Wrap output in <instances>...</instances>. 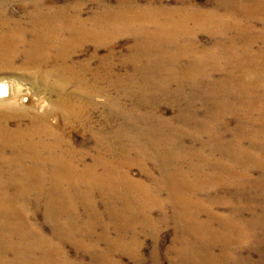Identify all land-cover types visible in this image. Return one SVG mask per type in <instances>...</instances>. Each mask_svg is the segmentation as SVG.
<instances>
[{"label":"bare ground","instance_id":"obj_1","mask_svg":"<svg viewBox=\"0 0 264 264\" xmlns=\"http://www.w3.org/2000/svg\"><path fill=\"white\" fill-rule=\"evenodd\" d=\"M12 1L28 18L13 15L9 1L0 0V72L41 69L52 61L60 72L51 83V69L38 76L28 71L23 73L34 87L47 86L57 95L50 101L32 102L30 93H15L11 82L0 79V106L10 103L18 104L20 109L37 106L40 115L48 114L43 119L31 115L29 123L21 117L13 126L17 114L10 115L0 109V264H79L71 259L69 262L70 257L65 254L66 260H59L66 243L92 252L91 264H122L115 259L121 252L130 253L142 264L144 259L138 258L142 246L134 239L127 240L125 235L135 234L143 224L156 235L165 226L163 222L169 214L182 232L165 252L167 256L174 254L172 264H222L229 257L227 234L223 239L221 228L218 232L212 225L224 226L223 217L214 210L216 206L194 194L198 190L203 192L209 182L219 180L233 181L236 187H233L234 196L227 198L233 201V219L225 228L233 233L234 244L249 240L248 231L252 229L246 221L247 209L240 204L242 200L237 194L261 190L249 178L253 169L264 170V122L252 121H264V77L259 87L249 83L244 91L240 71L250 65V55L252 66L259 61L264 69V0H226L212 10L154 5L136 8L119 3L87 17L83 8L57 0ZM227 4H233V9L226 8ZM233 10L236 15L231 13ZM201 32L209 34V44L201 43ZM121 33L134 37L131 56L151 53V60L145 63L147 69L158 65L159 73L148 74L146 78L151 76L168 85L180 81L185 90L201 89L205 98L215 92H204V84H211L214 75L219 74L213 89L233 88V93L220 94L230 101L223 102L229 104L225 107L241 119L234 129L233 140L224 144L225 131L216 137L206 136L213 127V119L226 115L217 116L221 111L212 109L207 115L215 116L201 120L197 127L207 139L191 137L192 145L182 142L189 152L183 151L163 136L159 139L156 128H150L154 133L148 136L147 127L134 125L129 115L136 111L124 115L119 102L128 98H123L121 93L101 123L88 124L84 115L89 107L80 101L83 94L68 89V80L62 72L72 68L69 61L80 48L100 46ZM240 48L242 53L238 52ZM20 57L22 62L17 65ZM72 74L78 76L75 71ZM220 79L225 84H220ZM155 86L158 85L154 82ZM145 87L153 91L152 85L146 83ZM153 95L149 93L150 98ZM151 104L148 107L159 105ZM49 112L53 124L47 120ZM74 117L80 120L79 128L70 125ZM85 117L91 120L89 115ZM159 119L155 112L151 121ZM76 133L81 134V140ZM161 138L169 144H163ZM198 141L202 144L196 145ZM201 145L204 147L199 150L197 147ZM219 145H223L218 151L224 157L216 155L215 160L210 154L203 156L208 149L207 153L217 152L213 148ZM230 160L234 165H229ZM134 165L142 168L152 186L132 177ZM246 178L247 183L241 181ZM163 193L166 194L164 206L160 204ZM32 199L43 207L44 219L52 227L51 237L37 223L29 221ZM259 200L264 204V195ZM79 206L89 218L81 217ZM156 209L162 211L159 221L153 217ZM263 220L264 213L259 211L256 221ZM113 227H117L115 236ZM213 243L223 244L221 254L216 255ZM157 252L154 251L152 260L160 264Z\"/></svg>","mask_w":264,"mask_h":264},{"label":"rangeland","instance_id":"obj_2","mask_svg":"<svg viewBox=\"0 0 264 264\" xmlns=\"http://www.w3.org/2000/svg\"><path fill=\"white\" fill-rule=\"evenodd\" d=\"M8 1V4H10L11 13L13 15L21 16L19 18H24L27 20L28 17L22 15L23 9L18 6V4H14L12 0ZM225 1L226 0H57V2L61 4H73L79 6V8H83L82 10L84 17L90 16L91 14L98 11H103L106 8L112 6L116 7L119 3H125L126 5L136 8L145 5H154L159 8L166 7L192 9L193 7H199L206 10H212L215 9L216 4L222 6ZM229 7L233 9V4L226 5V8ZM217 9H222V7H218ZM235 12L236 11L233 10L231 13L235 14ZM241 16L243 15L241 14ZM257 22L262 23L261 20H257ZM255 28L258 29L257 26H255ZM199 40L203 44H209L211 42L209 34L206 32L199 33ZM133 45V35L130 33H121L117 36H114L110 42L100 44V46L90 45L87 48L82 47L76 51L71 61H69V65H71L72 68H65L67 71L62 72L65 74L68 80V89L71 87L73 90H77L83 94V98L80 99V101H82V104L89 107L86 114L84 115V119H87L88 124L96 125L101 123L103 118H105L106 115L112 111L114 102L121 93L123 98H128L127 101L121 100L119 102V106L123 108L124 115L127 117L129 111H136V114L129 115L130 119L134 120V125H143L144 127H147L148 136H153L152 133H154L150 128H156L159 130V139L163 136L165 139H168L169 142L172 141L179 149H182L183 151L187 150L189 152L190 149L188 146L192 145V138L199 139L201 137L202 140L207 139V137H205L201 131L197 130V127H200L198 125L201 123V120L204 121L207 118L210 119L212 116H215L207 115L212 109L218 112L221 111L219 114H216L217 116H220L221 114L226 115L219 119H213V127H210V132L206 136L216 137L218 134L225 131L224 144L230 143V141L233 140L235 134L234 129L237 128V124L241 119L239 116L233 115V113L225 107L229 104L223 103H230V101H228L225 97H222V95L227 94L228 92L229 94L233 93V88H228L224 91L213 89V86L217 82L216 79L220 78L219 74L218 76L214 75L211 80V84L206 86L205 83V88L203 89L204 92L205 90L206 92L210 93L215 92V95H206V97L203 98L201 89L197 92L194 90L189 91V89L185 90V86L182 87L179 85L180 81H177L178 84L174 81L168 85L166 82H162L159 79L158 81L156 79L154 80L151 76L146 78L145 76L148 74L157 75L160 69L158 65L151 66V70L147 69L148 67L145 63H148L149 60H151V53L141 54L139 57L131 56ZM262 50H264V46H262ZM238 52L242 53V48H240ZM256 55L261 56L260 53H257ZM242 57L244 58V55H242ZM248 59L250 65L240 71L245 84L244 91L247 90L249 83L257 84L259 87L264 77V69L260 67L259 61L254 63L252 66V55H250ZM21 62L22 58L20 57L16 61V64L20 65ZM135 63L138 65H135ZM55 67V61H52L49 64L42 66L41 69L34 67H30L28 70L25 68H15L14 72H0V79L8 81L9 83L11 82V85L13 84L12 87L14 88L15 93H30L29 95L32 99V102H38L41 99H48L50 101L54 100L57 95L52 93L50 88L47 86L34 87L32 81L24 78L23 73L28 71L34 76H38L42 75L44 71L46 72L48 69H51L53 71V75L50 79L51 83L57 79L56 77L58 72H60V68L56 70ZM72 71H75L78 76L74 77ZM174 78L177 77L174 76ZM154 82L158 86L153 87ZM146 83L152 85L150 89H153V91L149 92L145 89ZM219 83L225 84L224 79H220ZM178 88H180V90ZM216 91L218 92L217 94ZM222 91L223 94L221 95L220 93ZM149 93H154L152 98L149 97ZM231 98H233V96ZM234 99L236 102H238L237 98ZM150 102L157 103L159 105L155 106L154 108L148 107V105H152ZM17 106L19 105L12 103L0 106V109H3L4 112L9 113L10 115L13 113L17 114V117L12 120L13 126L15 125L14 123L17 122V120H19L21 117H23V121L25 123H29L32 119L31 115H35L40 119H43L44 116L48 115H40L41 113L37 109V106L21 105L23 107L21 109ZM159 106L160 108H158ZM127 108L129 109L125 111ZM138 111H140V113H138ZM141 111L145 113L144 117ZM155 112L160 116L159 121H151V118ZM49 114V119L47 120L52 123V113L49 112ZM86 115H89L91 120L85 117ZM252 121L264 122L262 120L256 119ZM228 122L230 124H228ZM65 123L68 124L67 121H65ZM70 125H75L79 128L81 126L80 120L74 117L70 121ZM257 126L259 127V124H257ZM110 127L113 128V125H110ZM249 129L252 130L251 127H249L248 130ZM76 137H78L79 140L82 139L80 133H76ZM165 139L161 138L163 144L168 145L169 142H167ZM182 142H185L188 146H184ZM195 144L200 145L202 143L201 141H198ZM248 144L249 142H247V145ZM93 145L94 144L89 143V146L93 147ZM222 146L213 148L214 150H217V152L207 153L209 149L204 151L205 153L203 156L210 154L213 158L216 155L224 157V154L218 151V149H220ZM201 147H204V145H201L197 148L200 150L202 149ZM227 162L230 166L234 165L232 160ZM228 163L223 162V164ZM151 165L152 164L149 163L148 166L150 167ZM132 168L133 178L143 179L148 185H153L152 181L146 177L139 165H134ZM155 174L159 175L158 172ZM241 181H245L247 183V178L245 180L242 179ZM249 182L252 185H256L258 183L261 190L253 193H247L248 191H243L247 194H237V196L242 200L240 204L245 205V208L247 209L246 221H248L249 227L252 229L250 232L248 231V233H250L248 238L249 240L244 241L242 244L241 241L238 244H234L233 233L228 232V230L225 228L228 227L229 220L233 219V201H229L227 198L233 194V187L236 188L233 184L234 182L231 181V183H229L223 180L212 181L205 185L203 192L198 190L194 193L198 198H202L206 202L216 206L214 210L216 212H220L223 217L224 226L222 224L218 225L215 223L212 225L214 230L217 229L218 232H220L219 229L221 228L222 232L220 234L223 236V239H225V235L227 234V251L229 252V257L226 259L224 258L221 261L222 264H264V223H262L264 220L256 221L259 211L264 213V204L259 200V198L264 195V170L258 168L253 169L252 176L249 178ZM161 197L160 204L162 203L161 205L164 206L166 205V194L163 193ZM30 207V211L27 215L30 219L29 221L37 223L40 229L42 227V230L45 231V234L48 237H51L53 235L52 227L51 224L44 219L45 213L43 211V207H41L40 204L35 201V199H32ZM79 208L80 209L78 212L80 213L81 217L89 218V215L85 214L80 206ZM253 211H255L256 214ZM161 215L162 211L160 209H156L153 212V217L157 221L161 219ZM206 216V213H204L203 217L205 218ZM107 221H110V219H107ZM163 224L165 226H163L161 232L159 230L156 235L153 234V230L145 227L144 224L138 227L135 234L129 233L125 235L127 240L134 239L136 243H139V245L142 246L140 248L141 254L138 256V258L144 259L141 261L142 264H155V261L152 260V257L155 254L154 251H158L157 254H159L160 258L158 261L160 264H172L171 260L173 259L174 254L167 256L165 252L166 249L173 246V243L177 241V236L182 232L176 226V223L172 222L170 214L167 217V221L163 222ZM114 228L117 227H113V229ZM68 234H72L69 229ZM112 234L115 236V229L113 230ZM213 245L216 255L221 254L223 251V244L213 243ZM102 246H104L103 248L106 249L105 245ZM59 248H62V245H60ZM65 249L66 250L59 256V260L61 259L60 261H65V255H67L68 258L70 257L69 262L71 259L79 264L92 263V252L79 249L71 243H66ZM115 259L119 260L122 264H138L139 262L138 259L132 257L130 253L121 252L120 255L115 257ZM63 264H68V262H64Z\"/></svg>","mask_w":264,"mask_h":264}]
</instances>
